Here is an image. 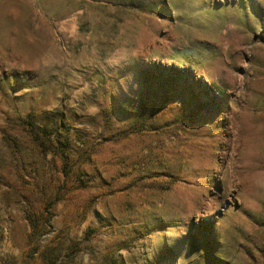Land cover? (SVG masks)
<instances>
[{
	"label": "rangeland",
	"instance_id": "obj_1",
	"mask_svg": "<svg viewBox=\"0 0 264 264\" xmlns=\"http://www.w3.org/2000/svg\"><path fill=\"white\" fill-rule=\"evenodd\" d=\"M0 264H264V0H0Z\"/></svg>",
	"mask_w": 264,
	"mask_h": 264
}]
</instances>
